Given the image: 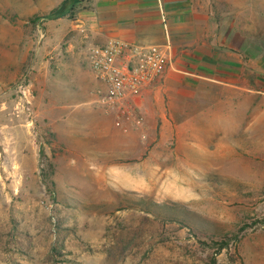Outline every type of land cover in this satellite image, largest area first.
Wrapping results in <instances>:
<instances>
[{
  "label": "rangeland",
  "instance_id": "obj_1",
  "mask_svg": "<svg viewBox=\"0 0 264 264\" xmlns=\"http://www.w3.org/2000/svg\"><path fill=\"white\" fill-rule=\"evenodd\" d=\"M65 1L0 0V264H264L262 98L234 102L235 134L199 136L207 151L170 136L153 160L117 168L85 140L67 150L45 113L50 82L75 78L71 51L90 67L98 11ZM247 26L245 73L264 89V18Z\"/></svg>",
  "mask_w": 264,
  "mask_h": 264
},
{
  "label": "crops",
  "instance_id": "obj_2",
  "mask_svg": "<svg viewBox=\"0 0 264 264\" xmlns=\"http://www.w3.org/2000/svg\"><path fill=\"white\" fill-rule=\"evenodd\" d=\"M53 1L57 6L63 0ZM96 5L94 44L111 38L139 44L170 42L172 60L163 78L143 94V117L137 123L118 119L98 106L104 86L91 67L79 63L70 44L67 58L75 78L64 83L55 77L50 82L49 110L45 112L53 120L55 142L67 150L85 140L96 156L117 160L105 166L117 168H136L139 159L153 160L155 152L167 149L170 136H193L186 145L200 144L207 151L210 146L204 144L208 141L199 136L235 134L234 102L243 109L250 93L256 102L264 101V89H251L245 73L250 61L247 25L249 18H264V0H162V7L159 0H97ZM53 53L58 66L62 50ZM218 106L224 112L221 115L213 112ZM78 121L79 129L69 126ZM128 173L123 181H137V174L132 178Z\"/></svg>",
  "mask_w": 264,
  "mask_h": 264
},
{
  "label": "built area",
  "instance_id": "obj_3",
  "mask_svg": "<svg viewBox=\"0 0 264 264\" xmlns=\"http://www.w3.org/2000/svg\"><path fill=\"white\" fill-rule=\"evenodd\" d=\"M162 7V0H159ZM164 24L167 20L162 18ZM90 67L104 86L98 103L118 119L142 121L140 100L164 76L171 64V45L139 44L120 38L93 44Z\"/></svg>",
  "mask_w": 264,
  "mask_h": 264
},
{
  "label": "trees",
  "instance_id": "obj_4",
  "mask_svg": "<svg viewBox=\"0 0 264 264\" xmlns=\"http://www.w3.org/2000/svg\"><path fill=\"white\" fill-rule=\"evenodd\" d=\"M75 0H66L64 3L66 4V5H68L69 3H72L73 4V2H74ZM64 5V4H63ZM61 7L58 9H55V10H53V13H56L57 15H60L62 12H60L61 10Z\"/></svg>",
  "mask_w": 264,
  "mask_h": 264
}]
</instances>
